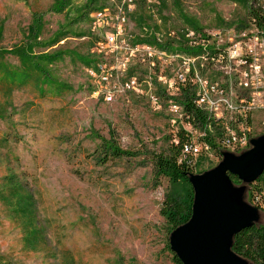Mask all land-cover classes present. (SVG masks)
I'll list each match as a JSON object with an SVG mask.
<instances>
[{"label":"rangeland","instance_id":"1","mask_svg":"<svg viewBox=\"0 0 264 264\" xmlns=\"http://www.w3.org/2000/svg\"><path fill=\"white\" fill-rule=\"evenodd\" d=\"M55 1L0 0L6 69L22 70L12 52L31 42L33 55L62 51L47 65L58 93L0 84V264H173L160 209L178 186L155 174L153 154L166 153L177 130L193 139L199 130L171 109L181 92L169 80L195 70L264 105V41L248 15L264 0H70L60 12ZM99 3L107 10L95 20ZM36 17L40 36L30 40ZM249 50L258 70L247 85L237 59H212ZM251 115L249 139L264 133V107ZM108 142L133 155H107ZM218 161L200 156L193 173ZM253 186L264 197V177Z\"/></svg>","mask_w":264,"mask_h":264},{"label":"trees","instance_id":"2","mask_svg":"<svg viewBox=\"0 0 264 264\" xmlns=\"http://www.w3.org/2000/svg\"><path fill=\"white\" fill-rule=\"evenodd\" d=\"M69 1L70 0H56L54 10L60 12ZM90 2L93 4L96 0H90ZM91 4L88 5L89 8L92 6ZM103 5L104 4L99 3L97 7H93L92 10H98L102 8ZM248 15L249 20L252 23L259 28H264L263 11L260 9L254 10L250 7ZM39 23V18L36 17L29 25L28 34L30 40H35L40 36L41 27ZM193 29L196 31V27H193ZM201 36L205 37L204 35ZM149 37L151 40H154L153 35L150 34L146 38ZM56 41H58V38L42 43L39 46L49 47ZM139 42L151 43L152 41L144 39ZM30 45L31 47L15 49V51L12 52L13 54H16L17 59L22 62V70L16 67L6 69L4 64L0 63V84H5L7 86H21L31 82L34 84V87L40 88L41 94L45 92L58 93L59 88L62 87V83L56 81L51 76L47 65L55 62L62 54V51L54 50L44 55H33L31 52L32 47L38 44L31 42ZM198 48L201 49V46H197L196 49ZM199 49L198 52H200ZM178 50L181 51V49ZM174 51L176 50L174 49ZM79 59L89 65L93 62L80 57ZM180 92L181 97L174 100L183 106L185 121L194 128H205L206 117L193 102L195 96V89L193 86L190 83H186L185 86L180 89ZM174 136L176 140L174 139L175 142L173 141L170 143L166 153L153 154L155 174L165 177L171 183L178 186V189L165 196L160 209V214L165 218L166 223L170 227V231L189 219L193 199V191L188 182V176L193 173L194 162H191L189 159H184L181 155V148L183 144L191 141V135L184 129H179ZM204 139L211 146L215 147V140L209 132H206ZM105 149L108 152L107 155L112 157L133 155L131 151L123 150L111 142L106 143ZM219 159H221V157H219ZM262 177H264V171L253 183L247 186L244 198L250 205L257 207L260 215L261 213L263 214V218L261 219L260 216V221L258 223L237 233L234 236L232 243V251L245 258L249 264H264V197L260 194L259 189L256 186H253ZM230 178L234 185H240V181L235 176H230ZM172 261L173 264H182L173 253Z\"/></svg>","mask_w":264,"mask_h":264},{"label":"water","instance_id":"3","mask_svg":"<svg viewBox=\"0 0 264 264\" xmlns=\"http://www.w3.org/2000/svg\"><path fill=\"white\" fill-rule=\"evenodd\" d=\"M263 171L264 133L249 139L241 153L222 152L214 167L188 176L191 214L168 238L169 249L182 264H249L232 251V243L237 233L260 221V212L244 194Z\"/></svg>","mask_w":264,"mask_h":264},{"label":"built area","instance_id":"4","mask_svg":"<svg viewBox=\"0 0 264 264\" xmlns=\"http://www.w3.org/2000/svg\"><path fill=\"white\" fill-rule=\"evenodd\" d=\"M125 8L124 3L117 6L118 12L114 14L115 21L124 19ZM106 10L107 8L105 6L95 10L92 12V17L95 20L98 18L104 19ZM262 11L264 12V10ZM252 25L256 29V36L258 35V37L264 41V28H259L254 23H252ZM107 42L112 44L114 38L109 36ZM174 54L177 55V53ZM213 58L219 59L223 63H230L231 60L237 59L239 66L245 67L242 74L244 85L248 84V75L254 79V73L258 70L253 64V55L250 50L244 55L238 51H235L234 54L231 53V55L229 51H219L212 54V59ZM94 70L95 69L92 71ZM91 74L94 75V73ZM186 83H190L195 89L193 102L195 106L204 113L206 125L203 129L199 127L195 128L199 130L195 139H193L189 131L185 130L191 135V141L183 144L181 148L182 157L194 162L200 156L208 157L209 155L215 154L216 157H221V153L225 151L239 154L248 149L249 134L252 128L251 114L256 107H264V105L261 104L257 106L256 101L253 99L254 96L250 94H248L249 96L236 95L233 97L224 87L221 88V86H218L217 83L210 78L201 77L195 70L188 76H184L181 73L177 74L175 83L169 80L168 86L181 89ZM253 83L254 82L251 81L250 84L254 85ZM256 86L257 88L259 87L258 85ZM213 96L218 97L214 99L212 98ZM170 107L174 111H181L185 120V112L182 105L172 99ZM206 132L212 135V138L215 140V147L211 146L204 139Z\"/></svg>","mask_w":264,"mask_h":264}]
</instances>
